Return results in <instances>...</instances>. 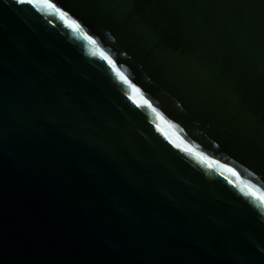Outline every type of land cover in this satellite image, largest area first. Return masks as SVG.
Returning <instances> with one entry per match:
<instances>
[{"label": "water", "instance_id": "water-1", "mask_svg": "<svg viewBox=\"0 0 264 264\" xmlns=\"http://www.w3.org/2000/svg\"><path fill=\"white\" fill-rule=\"evenodd\" d=\"M47 3L0 0V264H264V0Z\"/></svg>", "mask_w": 264, "mask_h": 264}, {"label": "snow or ice", "instance_id": "snow-or-ice-1", "mask_svg": "<svg viewBox=\"0 0 264 264\" xmlns=\"http://www.w3.org/2000/svg\"><path fill=\"white\" fill-rule=\"evenodd\" d=\"M15 2L17 4L27 3V4L35 6L36 0H15ZM45 6L49 9H53L56 13H59L61 19H65V17L67 16V13L62 12L59 8H56V6L54 4L47 3V0H45ZM65 23H66L67 27L71 28L74 32L82 31L80 23H78L76 20L68 19V20H65ZM84 39L89 41V43L92 45H95V43H96V41L93 40L90 36L85 35ZM104 59L108 60L107 57H104ZM108 63L111 65V63H112L111 60H108ZM117 75H119V73ZM121 79L123 80L124 78L121 77ZM124 82L127 83V80H124ZM137 91H139V90L137 89ZM145 103L147 104V101H145ZM148 106L151 107V105H148ZM176 146L179 147V145H176ZM185 150H187V149H185ZM229 171H231V169H229ZM233 174H235V173H233ZM248 194L255 196L256 192L250 191ZM257 198L264 200V194L260 195Z\"/></svg>", "mask_w": 264, "mask_h": 264}]
</instances>
